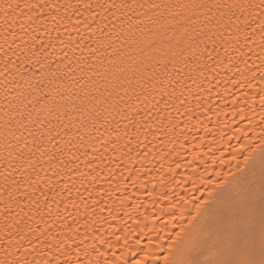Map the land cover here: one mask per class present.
<instances>
[{
  "label": "snow or ice",
  "instance_id": "obj_1",
  "mask_svg": "<svg viewBox=\"0 0 264 264\" xmlns=\"http://www.w3.org/2000/svg\"><path fill=\"white\" fill-rule=\"evenodd\" d=\"M0 264H264V0H0Z\"/></svg>",
  "mask_w": 264,
  "mask_h": 264
}]
</instances>
